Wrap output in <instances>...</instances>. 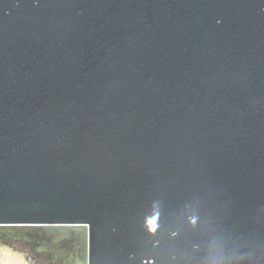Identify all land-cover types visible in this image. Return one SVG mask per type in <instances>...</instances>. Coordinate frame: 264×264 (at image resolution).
<instances>
[{
  "label": "water",
  "instance_id": "1",
  "mask_svg": "<svg viewBox=\"0 0 264 264\" xmlns=\"http://www.w3.org/2000/svg\"><path fill=\"white\" fill-rule=\"evenodd\" d=\"M264 264V0H0V260Z\"/></svg>",
  "mask_w": 264,
  "mask_h": 264
},
{
  "label": "rangeland",
  "instance_id": "2",
  "mask_svg": "<svg viewBox=\"0 0 264 264\" xmlns=\"http://www.w3.org/2000/svg\"><path fill=\"white\" fill-rule=\"evenodd\" d=\"M0 264H18V261L13 258H9L6 262L2 259L0 260Z\"/></svg>",
  "mask_w": 264,
  "mask_h": 264
}]
</instances>
